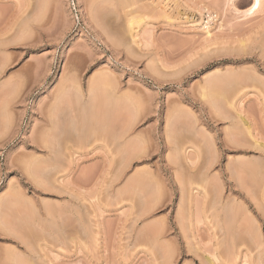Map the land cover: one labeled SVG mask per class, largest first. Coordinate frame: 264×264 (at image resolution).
I'll list each match as a JSON object with an SVG mask.
<instances>
[{
	"label": "rangeland",
	"instance_id": "obj_1",
	"mask_svg": "<svg viewBox=\"0 0 264 264\" xmlns=\"http://www.w3.org/2000/svg\"><path fill=\"white\" fill-rule=\"evenodd\" d=\"M253 1L0 0V264H264Z\"/></svg>",
	"mask_w": 264,
	"mask_h": 264
},
{
	"label": "bare ground",
	"instance_id": "obj_2",
	"mask_svg": "<svg viewBox=\"0 0 264 264\" xmlns=\"http://www.w3.org/2000/svg\"><path fill=\"white\" fill-rule=\"evenodd\" d=\"M254 3H253V5L249 8V12H255L256 11V9L257 8H259L260 7V5H261V3H262V0H254L253 1ZM247 12V11H246ZM254 14V13H253ZM204 29V28H203ZM206 29H207V32L209 33V30H208V28L206 27ZM205 30V29H204ZM133 36V35H132ZM134 38H135V36H134ZM2 41V40H1ZM6 41V40H5ZM134 41V40H133ZM135 42V41H134ZM222 95V94H221ZM234 105H235V103H234ZM240 118V117H239ZM47 142V141H46ZM49 145H51V144H49ZM47 146V145H46ZM52 146V145H51ZM53 147V146H52ZM50 148V147H49ZM53 149V148H52ZM56 150V149H55ZM56 151H58V150H56ZM56 155V154H55ZM54 156V155H53ZM58 157V156H57ZM53 158V157H52ZM54 159H57V158H54ZM262 163V162H261ZM263 166H264V164H263ZM263 193V192H262ZM259 195V194H258ZM228 212H229V210H228ZM228 216V215H227ZM230 217H232V215H230ZM229 218V217H228ZM227 220V219H226ZM232 222H233V220H232ZM229 227V226H228ZM230 229V228H229ZM261 259V258H260Z\"/></svg>",
	"mask_w": 264,
	"mask_h": 264
},
{
	"label": "built area",
	"instance_id": "obj_3",
	"mask_svg": "<svg viewBox=\"0 0 264 264\" xmlns=\"http://www.w3.org/2000/svg\"><path fill=\"white\" fill-rule=\"evenodd\" d=\"M73 2H74V5H76V2H75V0H73Z\"/></svg>",
	"mask_w": 264,
	"mask_h": 264
}]
</instances>
